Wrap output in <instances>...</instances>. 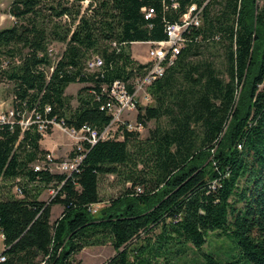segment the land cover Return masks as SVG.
I'll use <instances>...</instances> for the list:
<instances>
[{"label":"trees","instance_id":"16d2710c","mask_svg":"<svg viewBox=\"0 0 264 264\" xmlns=\"http://www.w3.org/2000/svg\"><path fill=\"white\" fill-rule=\"evenodd\" d=\"M191 5L200 26L136 106L145 137L119 124L110 138L74 146L67 159L81 160L71 173L51 171L40 147L50 122L101 134L112 84L133 94L146 73L131 45L165 40ZM9 15L15 24L0 30V83L11 85L10 120H0V264H79L84 248L106 244L115 255L102 264H178L190 247L201 264H264V0H12ZM53 43L64 47L52 59ZM94 57L102 66L89 70ZM72 84L82 85L75 97ZM106 176L124 190L105 203ZM54 205L62 210L51 222ZM210 236L232 243L224 257L202 250Z\"/></svg>","mask_w":264,"mask_h":264},{"label":"built area","instance_id":"2783aa9c","mask_svg":"<svg viewBox=\"0 0 264 264\" xmlns=\"http://www.w3.org/2000/svg\"><path fill=\"white\" fill-rule=\"evenodd\" d=\"M175 7V5H174ZM149 14L146 16L148 17ZM11 18V17H10ZM12 19V18H11ZM201 24V8L191 5L188 7L187 11L181 16L178 23L168 25L165 29L166 38L165 40L159 42H146L149 46L147 51L146 63L148 67L146 68V73L142 78L137 79L135 83V89L133 94H129L124 86V84L119 82H114L110 88V93L115 100V103L108 104V112L112 116V121L110 125L101 133L98 134L95 131L90 130L87 127L81 128L76 131L74 129H69L62 124H57L50 122L53 126L58 127L63 133L73 139V145L80 150L81 143L86 142L94 144L99 139L110 138L115 134V129L119 124H125L126 128L129 130L141 131V126L134 123H129L127 120H123L121 117L124 113L136 110L137 104H147L150 102V97L147 94V87L150 84L160 78L166 68L171 66L180 50L186 44L187 40L184 34L191 27H199ZM53 47L49 48V56L53 59L55 55ZM102 66V60L98 57H94L87 63V68L89 70H95ZM144 100V102H142ZM4 117L0 116V120ZM29 122H25L27 125ZM38 130L43 132L46 126L43 122L38 123ZM53 156L49 153L46 156V160L51 162V171H56L60 173H71L78 165L81 160V156L74 159H66L62 162H52ZM38 170V167H35ZM103 206V204H96L91 207V212L95 213L97 210ZM0 261H4V258H0Z\"/></svg>","mask_w":264,"mask_h":264},{"label":"rangeland","instance_id":"374dc122","mask_svg":"<svg viewBox=\"0 0 264 264\" xmlns=\"http://www.w3.org/2000/svg\"><path fill=\"white\" fill-rule=\"evenodd\" d=\"M12 0H0V30L9 28L15 24V20L10 18L9 15V7ZM132 46V45H131ZM63 45L60 43H53L54 51L56 52V56H58L62 50ZM149 46L145 43H137L134 44L131 48L132 57L139 63L145 64L147 58V51ZM81 84H72L66 89V94L71 97H75L79 88H81ZM11 85L7 82L0 83V116L6 115L7 120H10V112L11 110ZM144 102V100L142 101ZM71 104L73 107L76 106V100L72 99ZM143 105V104H142ZM5 118V119H6ZM123 120H127L132 125L135 123L136 118V110H133L128 113H124L121 117ZM154 126L153 122H149L147 124L148 128ZM146 128L141 130L140 136L145 137ZM44 144L50 148H53L54 153H50L57 160H66L68 158L69 153L74 148V141L72 138L63 133L58 127L53 126L52 131L49 135H44L43 137ZM59 146H63V149H60ZM55 171V170H54ZM1 185V183H0ZM124 186L118 182L113 176H106L100 180L99 183V192L100 197L103 202H108L111 198L118 196L121 192H123ZM15 192V189H14ZM54 194L53 189L45 190L40 199L48 202L51 196ZM103 203V205L105 204ZM103 207V206H101ZM61 207L58 205H54L51 209V222L56 220L61 214ZM145 236L142 235L140 237L141 242L144 240ZM0 241V248H1ZM233 245L232 243L222 237L217 239L213 236H210L208 242L203 247V251H213L214 253L219 254L224 257ZM115 255V252L110 244H106L103 246H91L84 248L81 252H79L74 259L79 264H102L105 261L109 260L111 257ZM178 264H201L200 258L194 252V250L190 247L186 255L178 262Z\"/></svg>","mask_w":264,"mask_h":264},{"label":"crops","instance_id":"0c3cea01","mask_svg":"<svg viewBox=\"0 0 264 264\" xmlns=\"http://www.w3.org/2000/svg\"><path fill=\"white\" fill-rule=\"evenodd\" d=\"M134 44H137V43H134ZM134 44H132V46H133ZM132 46H131V48H132ZM43 142H44V140H42V141L40 142V147H41L42 149H44V150L50 152V153H54L53 148L48 147V146L45 145ZM59 148H60V149H63V146H59ZM0 241H1V243H2V238H0ZM2 249H3V245L1 244L0 252L2 251Z\"/></svg>","mask_w":264,"mask_h":264}]
</instances>
